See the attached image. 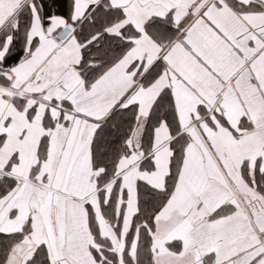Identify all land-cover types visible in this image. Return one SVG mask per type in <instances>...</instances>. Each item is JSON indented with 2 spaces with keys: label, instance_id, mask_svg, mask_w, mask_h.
I'll list each match as a JSON object with an SVG mask.
<instances>
[{
  "label": "snow or ice",
  "instance_id": "snow-or-ice-1",
  "mask_svg": "<svg viewBox=\"0 0 264 264\" xmlns=\"http://www.w3.org/2000/svg\"><path fill=\"white\" fill-rule=\"evenodd\" d=\"M0 264H264V0H0Z\"/></svg>",
  "mask_w": 264,
  "mask_h": 264
}]
</instances>
